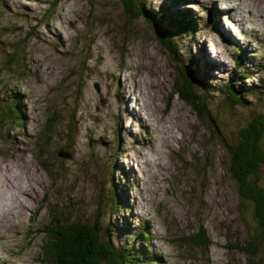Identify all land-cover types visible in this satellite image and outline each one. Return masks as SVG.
Here are the masks:
<instances>
[{"label":"rangeland","instance_id":"1","mask_svg":"<svg viewBox=\"0 0 264 264\" xmlns=\"http://www.w3.org/2000/svg\"><path fill=\"white\" fill-rule=\"evenodd\" d=\"M143 1L157 17L193 19L191 37L164 17L156 24L173 33L179 64L121 0L0 3V120L7 102L27 112L10 128L0 123V174L31 190L13 189L11 200L0 194V264H47L55 217L98 220L114 230L115 244L143 229L155 239L134 245L149 244L161 257L152 264H249L242 247L257 220L239 197L222 140L234 142L264 117V93L256 92H264V30L252 34L259 24L238 21L240 11L264 16V1L241 0L240 10L233 0ZM182 67L211 79V119L199 120L174 92ZM230 82L245 85L244 106L221 92ZM261 174L264 188V166ZM20 199L27 210L17 217ZM199 236L205 243L195 244Z\"/></svg>","mask_w":264,"mask_h":264},{"label":"trees","instance_id":"2","mask_svg":"<svg viewBox=\"0 0 264 264\" xmlns=\"http://www.w3.org/2000/svg\"><path fill=\"white\" fill-rule=\"evenodd\" d=\"M3 2L4 0H0V3ZM121 2L127 14L135 18L146 19L156 29L162 46L171 55L173 54L174 64H179L178 55L173 51L169 40L173 33L171 31L163 32L156 25L160 22L159 18L162 20L164 15L157 17L156 13L148 11L143 0H121ZM164 22L176 28L174 31L179 35L188 34L191 37L194 33L193 19L186 15L173 13L171 16L168 15ZM162 27L164 28L163 24ZM235 62L239 68H242L243 54H236ZM198 71L191 72L189 69L183 68L181 79L177 81L174 92L178 94L180 99L192 105L200 117L211 119L207 96L215 91V87L210 85L211 79L208 75ZM223 88L221 92L224 93L232 106H244L241 91L246 92L245 85L230 82ZM256 92L264 93L259 90ZM256 92L247 91L248 94L255 96ZM15 99L17 101L18 96ZM3 112L4 115H2L3 118L0 123L4 124L5 122V126L10 124L9 120L16 119L18 122H22L27 116V112H24L23 109L8 102L3 104ZM57 120L55 118L54 122ZM216 132L217 134L220 133L219 131ZM223 140L222 145L229 153V173L237 184L239 197L245 204L251 205L257 220V230L249 235L247 243L242 249L249 256V264H261V259H258L260 248L258 243L264 247V188L261 174V168L264 166V117L254 119L249 127L238 134L234 142L230 143L226 139L223 142ZM121 232L124 233L125 231H119V233ZM46 234L49 236V243L45 249L43 261L47 264H152L161 261V257L156 252L150 247L147 248L149 244L146 242H142L145 248L136 249L134 244L139 243L138 240L144 238L153 241L155 239L151 233L144 232L143 229L140 236H132V241L115 244L113 240L114 230L109 229L107 232V229L98 220L90 222L67 220L62 222L58 217H55L53 228L46 230ZM194 242L201 245L205 243V239L203 236H199Z\"/></svg>","mask_w":264,"mask_h":264},{"label":"bare ground","instance_id":"3","mask_svg":"<svg viewBox=\"0 0 264 264\" xmlns=\"http://www.w3.org/2000/svg\"><path fill=\"white\" fill-rule=\"evenodd\" d=\"M234 1V4H233V10H240L241 9V5H242V3H241V0H233ZM262 1H264V0H262ZM259 12V11H258ZM233 13L235 14V12L233 11ZM259 13H264V9H262ZM240 14H241V18L238 20V18H237V20L243 25V23H245V22H251L253 25H257V24H259L260 25V27L262 26L263 28H261L260 29V27H258V26H255V27H253V28H251V33L252 34H255V35H258V33L256 32V31H258V32H260V31H262V30H264V16L262 15H259L258 17H257V14H255L254 13V11H249V14L248 15H244L241 11H240ZM261 18V20H259ZM234 22H235V20H234ZM237 23V25H238V22H236ZM259 28V29H258ZM243 31H247L246 29L245 30H243ZM225 33H227L226 31H225ZM257 38V37H256ZM99 72L101 73V70H99ZM142 80V79H141ZM124 85V88H126L127 87V83H124L123 84ZM142 91H143V93L145 94V95H147V92H146V90H145V88H142ZM148 113H150V112H148ZM134 121L136 122V123H141V121L139 120V118H137V114L134 112ZM142 123H144L145 124V120L143 119V117H142ZM168 142H172L174 139H172V138H167L166 139ZM7 181L10 183V184H8L7 183ZM24 181V180H23ZM25 182V181H24ZM26 183V182H25ZM13 189H16V190H18L19 192H20V194L21 195H24V196H26V195H29V194H31V190L29 191V189L27 188V187H22V186H15L13 183H12V181L7 177V176H4V175H2V174H0V194H2V193H4V194H7L8 196H9V199L11 200V199H13L14 197H15V195H13L12 194V190ZM20 206H22V209L23 210H20V212L17 214V217H19V214L21 215V216H23V215H25V211L27 210L26 209V206L24 205V203H23V200L22 199H20ZM8 209H9V207H8ZM8 214H9V212H8ZM12 214H14V213H12ZM15 215V214H14ZM5 216H7V215H5ZM6 222H8L9 224H10V226H11V223H10V221H9V219L7 218V220H5ZM15 224V223H14ZM14 224H12V226L14 225Z\"/></svg>","mask_w":264,"mask_h":264},{"label":"water","instance_id":"4","mask_svg":"<svg viewBox=\"0 0 264 264\" xmlns=\"http://www.w3.org/2000/svg\"><path fill=\"white\" fill-rule=\"evenodd\" d=\"M177 83V82H176ZM176 83H174V87H175V85H176ZM174 90H175V88H174ZM185 102V101H184ZM189 106H191V108L193 109V111L195 112V114L197 115V118L199 119V120H206L207 118H202V117H200L199 115H198V113H197V111L194 109V107L192 106V105H190V104H188ZM59 157H61V158H67V155H63V154H60L59 155Z\"/></svg>","mask_w":264,"mask_h":264}]
</instances>
